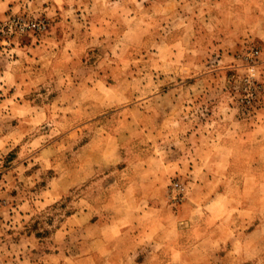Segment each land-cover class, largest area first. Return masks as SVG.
Returning <instances> with one entry per match:
<instances>
[{
	"label": "rangeland",
	"instance_id": "rangeland-1",
	"mask_svg": "<svg viewBox=\"0 0 264 264\" xmlns=\"http://www.w3.org/2000/svg\"><path fill=\"white\" fill-rule=\"evenodd\" d=\"M0 264H264V0H0Z\"/></svg>",
	"mask_w": 264,
	"mask_h": 264
},
{
	"label": "built area",
	"instance_id": "built-area-1",
	"mask_svg": "<svg viewBox=\"0 0 264 264\" xmlns=\"http://www.w3.org/2000/svg\"><path fill=\"white\" fill-rule=\"evenodd\" d=\"M19 29H20V26H19Z\"/></svg>",
	"mask_w": 264,
	"mask_h": 264
}]
</instances>
